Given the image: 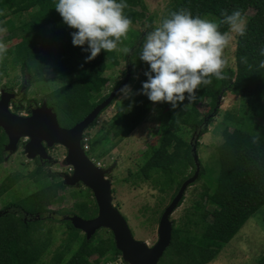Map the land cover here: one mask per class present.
I'll list each match as a JSON object with an SVG mask.
<instances>
[{"label": "trees", "instance_id": "obj_1", "mask_svg": "<svg viewBox=\"0 0 264 264\" xmlns=\"http://www.w3.org/2000/svg\"><path fill=\"white\" fill-rule=\"evenodd\" d=\"M56 2L0 0V18L10 16L0 25L8 30L4 39L15 41L10 62L19 65L27 84L32 78V68L39 74L48 69L58 76L75 74L73 80L49 93L45 101L56 113L59 124L70 127L107 97L108 94L98 95V90L105 83L103 72L109 64L118 65L119 55L123 53L121 48L110 53L102 51L95 59L86 61L90 55L85 51L88 46H74L72 33L76 30L64 23L55 9ZM127 4L129 7L125 13L133 24L138 23L146 13L143 0H127ZM181 9L191 11L193 16L211 17L217 21L222 19L221 10L231 14L239 9L244 15L249 9L253 11L246 21L245 35H237L236 38L234 68L223 72V79L212 77L210 85L197 89L195 100L190 102L186 95L185 100L175 108L166 102L153 103L142 94V84L147 80L145 72L150 70V66L138 59L137 54L142 49L146 34L155 28L152 18H148L143 31L132 27L128 38L123 41L126 44L124 49H128L124 51L127 73H130L126 85L131 86L132 102H126L127 113L122 126L127 133L131 132L152 107L159 105L170 120V127L165 128L153 153L136 172L131 173L133 178L130 182L149 181L159 192H171V200L198 166V176L188 186L201 180L199 196L202 208L208 204L216 205L210 211L215 223L205 219L203 209L190 211L179 225L172 223L171 241L158 262L205 264L264 204V123L254 119V107L251 114L235 118L238 125L235 136L227 129L223 131L224 140L218 149L229 158L220 165L217 177L205 175L201 162L198 159L195 161L193 152L225 93L239 97L257 96L264 102V67H261L264 62V55H261L264 49V0H171L161 21ZM228 29L227 24H222L220 31ZM4 64L0 62V69L4 68ZM134 68L142 70L139 79L132 74ZM121 82L116 81L115 87ZM22 107L15 105L16 109ZM181 126L192 132L190 143L177 135L176 131ZM0 131L2 164L7 158L4 150L7 137L1 128ZM34 173L29 192L22 197L14 195L0 207V264H97L101 258L109 259L121 254L112 236L98 239L94 234L87 239L85 234L79 236L80 230L63 218L74 213L84 218L96 215V202L89 188L71 191L72 197L81 198L74 202L73 209L52 210L49 206L61 200L58 192L67 185L59 178V173L49 172L43 163L36 166ZM18 180L16 173L5 176L0 195L13 190ZM163 210L155 209L159 218ZM46 220L66 226L65 237L51 251L54 238L52 227L45 226ZM76 243L77 247L72 251ZM47 254L48 259L43 260ZM93 254L97 257L91 261L89 258ZM256 264H264V255Z\"/></svg>", "mask_w": 264, "mask_h": 264}, {"label": "rangeland", "instance_id": "obj_2", "mask_svg": "<svg viewBox=\"0 0 264 264\" xmlns=\"http://www.w3.org/2000/svg\"><path fill=\"white\" fill-rule=\"evenodd\" d=\"M170 1L143 0L146 7L145 16L138 23L133 24L132 27L143 31L148 18H152L155 27H157ZM252 12V9L246 12L244 15L246 21ZM9 17L7 15L0 18V23ZM206 18L214 20L211 17ZM7 33L8 30L6 34L0 35V39H3L8 48L7 54L3 60H0V62H5L4 68L0 69V93L3 90L15 92L16 96L10 101L9 109L12 112L16 111L18 115L25 116L29 114V108L45 102L49 93L57 91L73 80L75 74L58 76L50 69L43 74H39L32 68V78L27 84L19 65L10 62L11 50L15 41L5 40ZM233 36L234 39L224 52L225 57L228 59V66L223 69V72L228 68H234L237 34L234 33ZM124 47H126L124 43L119 47V50L121 48V53H123L119 55V64H109L103 72L105 83L98 90V95L109 94L115 88L116 81H123L125 78L127 65L124 58ZM141 50L137 54L138 59H140ZM132 74L136 79H139L142 70L134 68ZM127 101L132 102L130 95L120 94L116 97L99 114L96 121L84 130L82 141L87 146L86 154L88 157L94 162H99L101 167L109 169L106 178L110 180L111 184L112 203L127 220L133 237L152 247L159 238V213L155 209L159 211L167 206L170 202L171 192L161 193L149 181H139L132 184L130 182L133 178L131 173L136 172L153 153L163 136L165 128L170 127V120L169 117L166 118V112L160 109V105L152 107L142 121L131 132L127 133L122 126L127 113ZM15 105H23V107L16 109ZM218 105V110L208 125L206 133L198 138L197 145L193 147L194 155L201 162L205 175L212 178L218 176L220 165L228 161L229 156L221 153L218 145L224 140L223 131L225 129L235 136L238 127L235 118L251 114L254 107V119L264 123V102L257 96L239 97L232 93H225L219 99ZM176 133L184 141L190 143L192 132L189 128L181 126ZM25 141V138L20 139L15 151H6L7 158L0 164V191L4 188L3 179L5 176L16 173L19 179L13 190L0 195V207L9 202L14 195L15 197H22L29 192L35 175L34 170L39 163H43L49 172L59 173V178L62 179L66 174L72 172L73 167L65 161L67 151L64 146L55 144L47 148L49 157L42 160L39 157H27L24 150ZM201 182L200 180L186 188L183 199L169 217L174 226L179 225L190 211L203 209L199 196ZM85 188L87 187L82 183L67 185L64 190L58 192L62 197L61 200L51 204L49 208L52 210L73 209L74 202L80 201L81 198L72 197L71 191ZM89 199L92 200V196H89ZM214 207L216 205L208 204L203 209L206 212L204 214L205 219L211 223H215V218L210 213ZM45 226L52 227L54 243L50 247L51 251L65 237L66 226L64 223H54L49 220L45 221ZM83 234V231L79 232V236ZM111 236L112 230L109 227H102L95 233V238L98 239ZM76 247L77 243L74 244L72 251ZM70 254L71 252L65 260L68 259ZM263 255L264 204L244 222L230 240L222 246L217 255L205 264H256ZM48 257L49 254L44 256L43 260L48 259ZM96 257L97 254H93L89 259L94 261ZM113 258V256L109 259L101 258L97 264H108L111 261L110 259Z\"/></svg>", "mask_w": 264, "mask_h": 264}, {"label": "clouds", "instance_id": "obj_3", "mask_svg": "<svg viewBox=\"0 0 264 264\" xmlns=\"http://www.w3.org/2000/svg\"><path fill=\"white\" fill-rule=\"evenodd\" d=\"M128 7L127 0H57L55 4L64 23L76 30L72 33L74 46H88L85 51L90 55L86 61L95 59L102 51H116L128 38L133 26L125 13ZM221 17L218 21L210 20L181 9L147 33L140 59L150 70L145 72L147 80L142 84V94L153 103L166 102L175 108L186 95L190 102L195 100L197 89L210 85L212 77L223 79V69L228 66L225 49L234 33L245 35L247 24L239 9L231 14L221 10ZM222 24H227L229 30L221 32ZM6 32L7 28L0 26V35ZM7 51L6 43L0 39V60ZM121 93L130 95V86L122 88Z\"/></svg>", "mask_w": 264, "mask_h": 264}, {"label": "water", "instance_id": "obj_4", "mask_svg": "<svg viewBox=\"0 0 264 264\" xmlns=\"http://www.w3.org/2000/svg\"><path fill=\"white\" fill-rule=\"evenodd\" d=\"M128 72L120 85L115 87L107 97L98 103L87 115L70 127L59 124L56 113L46 102L29 108V114L22 116L9 109L10 101L15 94L3 90L0 93V128L7 137L5 151H15L19 140L25 138L24 150L28 158L39 157L45 160L49 157L47 148L55 144L66 148L65 161L73 167L71 174L63 178L66 185L84 184L89 188L97 206V213L90 218L77 214L64 215L71 224L83 231L89 239L102 227L112 230L115 247L130 264H157L171 241L172 222L170 215L179 205L188 185L198 176V166L194 174L187 178L179 187L177 193L164 208L159 218V238L149 247L145 242L133 237L127 220L112 203L111 184L106 178L109 169L96 165L88 157L82 146L83 132L93 123L115 97L121 93L128 82ZM195 161L197 160L194 155Z\"/></svg>", "mask_w": 264, "mask_h": 264}, {"label": "built area", "instance_id": "obj_5", "mask_svg": "<svg viewBox=\"0 0 264 264\" xmlns=\"http://www.w3.org/2000/svg\"><path fill=\"white\" fill-rule=\"evenodd\" d=\"M82 146L84 148V151L86 152L87 151V146L83 143V141H82ZM95 164L101 166V164L99 162H95ZM110 260L111 261L108 264H130L123 258V256L121 254L119 256L116 255V257L114 256V258L110 259Z\"/></svg>", "mask_w": 264, "mask_h": 264}, {"label": "flooded vegetation", "instance_id": "obj_6", "mask_svg": "<svg viewBox=\"0 0 264 264\" xmlns=\"http://www.w3.org/2000/svg\"><path fill=\"white\" fill-rule=\"evenodd\" d=\"M13 93H14V94H15V96H16V93H15V92H13ZM15 96H14V97H15ZM29 113H30V112H29ZM37 158H38V157H37Z\"/></svg>", "mask_w": 264, "mask_h": 264}]
</instances>
